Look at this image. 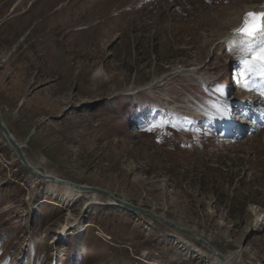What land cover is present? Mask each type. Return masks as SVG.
<instances>
[{"label":"rangeland","instance_id":"1","mask_svg":"<svg viewBox=\"0 0 264 264\" xmlns=\"http://www.w3.org/2000/svg\"><path fill=\"white\" fill-rule=\"evenodd\" d=\"M263 1L0 0L2 120L30 165L162 214L228 264H264V127L237 137L195 114L233 115L220 91L263 115L264 65L249 73L227 33ZM232 73L249 84L222 89ZM61 187L0 134V264H222L147 214Z\"/></svg>","mask_w":264,"mask_h":264},{"label":"water","instance_id":"2","mask_svg":"<svg viewBox=\"0 0 264 264\" xmlns=\"http://www.w3.org/2000/svg\"><path fill=\"white\" fill-rule=\"evenodd\" d=\"M0 134L3 136V138L8 143L10 148L16 154L17 159L19 160L22 168L24 167L28 172L32 173L39 180L48 179L49 181H51V182H53L59 186L60 185L61 186H70L74 190H77L80 192L86 191L88 193L95 194L99 197H104L106 199H109L111 202H113L115 204V206L120 207L121 209H126V210H130V211H134V212H139L142 214H147L148 216L161 221L162 223H164L168 227H171L173 229H176L177 231H180L181 233H185L186 235H189L194 240H196L197 242L204 245L207 249H209L215 256H217V258L222 262V264H228V262L218 252H216L212 247H210L205 241H203L202 239L197 237L194 232L178 227L177 225L171 223L170 221L165 219V217H163L159 214L153 213L152 211H149L146 209L144 210L143 208L135 206V205H131L130 203L126 202L125 200L116 197L114 194L109 193V192L102 190V189H98L96 187L78 185V184L72 183L70 181L61 180V179H57V178H53V177H45V175L39 173L38 171H36L34 168H32L29 165V163H28V161H27V159L23 153L22 145L20 143L16 142L14 137L10 134V132L8 131V129L6 128V126L4 125V123L2 121L1 115H0Z\"/></svg>","mask_w":264,"mask_h":264},{"label":"snow or ice","instance_id":"3","mask_svg":"<svg viewBox=\"0 0 264 264\" xmlns=\"http://www.w3.org/2000/svg\"><path fill=\"white\" fill-rule=\"evenodd\" d=\"M234 35L242 37L241 51L250 57L243 59L244 67L248 69L255 62L264 65V11L245 14L241 26L235 29ZM256 41H259V44L253 47Z\"/></svg>","mask_w":264,"mask_h":264},{"label":"bare ground","instance_id":"4","mask_svg":"<svg viewBox=\"0 0 264 264\" xmlns=\"http://www.w3.org/2000/svg\"><path fill=\"white\" fill-rule=\"evenodd\" d=\"M250 10H253V9H247V11H250ZM246 12V11H245ZM244 13V12H243ZM242 13V14H243ZM193 19V18H192ZM239 22H240V19H238V23L236 24V25H234L233 24V27L234 26H237L238 24H239ZM233 40V39H232ZM234 41V40H233ZM232 43V42H231ZM96 60V59H95ZM99 74H100V71L98 72ZM98 73L96 74V75H98ZM217 100V99H216ZM213 110V109H212ZM214 111V110H213ZM213 111H211V110H209V109H207V108H205L204 106H202V107H199V109H196V111H195V114H198V115H206V116H208L210 119H213V120H217V117H218V115H217V112L216 111H214V112H216V114L213 112ZM200 113V114H199ZM202 113V114H201ZM230 116H232V115H230ZM228 120V119H227ZM249 125H251V123L249 124ZM250 148V147H249ZM29 163V162H28ZM29 165H30V163H29ZM32 168H34L36 171H38L39 173H41V174H43V175H45V177H53V178H56L53 174H51V173H49V172H47L46 170H44L43 168H41V167H39V166H32V165H30ZM24 168V167H23ZM25 169V168H24ZM26 170V169H25ZM32 174V173H31ZM32 176L33 177H35L33 174H32ZM35 179L38 181V182H51V181H49L48 179H46V180H39L37 177H35ZM57 179H59V178H57ZM51 183H53V182H51ZM53 184H55V183H53ZM51 185V184H50ZM57 185V184H56ZM61 186V185H60ZM55 189H56V187L54 186V185H52L51 186V190H50V192H53V191H55ZM61 190H62V192H61V196L65 199V200H68V202H71V201H75V200H79L80 198H82V197H85L86 199H90L89 201H91V202H93V201H99V200H101V198L99 197V196H97V195H95V194H92V193H88V192H86V191H77V190H74V189H72L70 186H62L61 187ZM103 200H105L109 205H113V206H115L114 205V203L113 202H111L109 199H103ZM125 201H127V200H125ZM128 202V201H127ZM105 203V202H104ZM129 203V202H128ZM83 230V229H82ZM217 260L220 262V263H222L218 258H217ZM226 260H227V258H226ZM228 262V261H227ZM229 263V262H228ZM233 264V263H232Z\"/></svg>","mask_w":264,"mask_h":264},{"label":"trees","instance_id":"5","mask_svg":"<svg viewBox=\"0 0 264 264\" xmlns=\"http://www.w3.org/2000/svg\"><path fill=\"white\" fill-rule=\"evenodd\" d=\"M175 147H176V146H175L174 144H172V149H175ZM184 150H185V149H184ZM230 212L232 213V211H230Z\"/></svg>","mask_w":264,"mask_h":264}]
</instances>
